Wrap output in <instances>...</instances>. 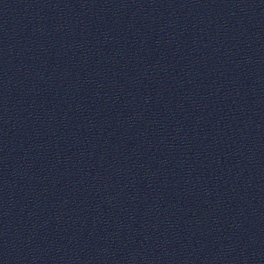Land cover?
<instances>
[{
  "label": "water",
  "instance_id": "95a60500",
  "mask_svg": "<svg viewBox=\"0 0 264 264\" xmlns=\"http://www.w3.org/2000/svg\"><path fill=\"white\" fill-rule=\"evenodd\" d=\"M0 264H264V0H0Z\"/></svg>",
  "mask_w": 264,
  "mask_h": 264
}]
</instances>
